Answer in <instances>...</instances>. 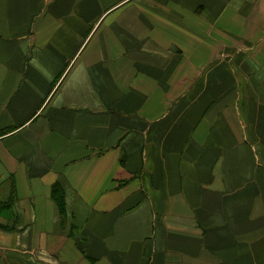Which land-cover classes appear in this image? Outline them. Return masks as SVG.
I'll use <instances>...</instances> for the list:
<instances>
[{
    "label": "crops",
    "instance_id": "0c3cea01",
    "mask_svg": "<svg viewBox=\"0 0 264 264\" xmlns=\"http://www.w3.org/2000/svg\"><path fill=\"white\" fill-rule=\"evenodd\" d=\"M93 262L264 264V0H0V264Z\"/></svg>",
    "mask_w": 264,
    "mask_h": 264
},
{
    "label": "trees",
    "instance_id": "16d2710c",
    "mask_svg": "<svg viewBox=\"0 0 264 264\" xmlns=\"http://www.w3.org/2000/svg\"><path fill=\"white\" fill-rule=\"evenodd\" d=\"M54 196L56 203L58 204V208L62 214L66 210V202H65V195H64V190L61 186L54 188Z\"/></svg>",
    "mask_w": 264,
    "mask_h": 264
},
{
    "label": "rangeland",
    "instance_id": "374dc122",
    "mask_svg": "<svg viewBox=\"0 0 264 264\" xmlns=\"http://www.w3.org/2000/svg\"><path fill=\"white\" fill-rule=\"evenodd\" d=\"M72 237H74V238H76V240H78L77 238L79 237V234H75V235L73 234ZM78 242H79V241H78ZM78 244H79V243H78ZM79 246H80V245H79ZM82 249H83V250H82V253H83L82 256L85 257V255H84V254H85V249H84V248H82ZM86 258H88V257H86ZM86 258H85V259H86ZM85 259H83L81 263H83ZM93 263L95 264V262H93Z\"/></svg>",
    "mask_w": 264,
    "mask_h": 264
}]
</instances>
